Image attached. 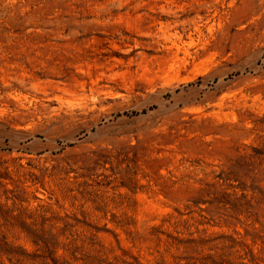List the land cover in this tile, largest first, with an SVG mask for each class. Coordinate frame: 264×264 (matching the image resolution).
I'll list each match as a JSON object with an SVG mask.
<instances>
[{"label":"rangeland","instance_id":"1","mask_svg":"<svg viewBox=\"0 0 264 264\" xmlns=\"http://www.w3.org/2000/svg\"><path fill=\"white\" fill-rule=\"evenodd\" d=\"M0 264H264V0H0Z\"/></svg>","mask_w":264,"mask_h":264}]
</instances>
